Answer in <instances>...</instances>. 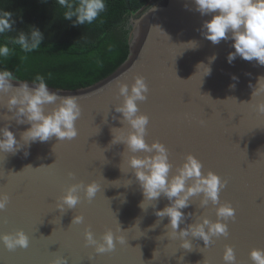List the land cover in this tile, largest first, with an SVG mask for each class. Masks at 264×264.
Masks as SVG:
<instances>
[{
  "label": "water",
  "instance_id": "95a60500",
  "mask_svg": "<svg viewBox=\"0 0 264 264\" xmlns=\"http://www.w3.org/2000/svg\"><path fill=\"white\" fill-rule=\"evenodd\" d=\"M139 11L130 17V54L113 73L86 88L48 86L61 96H77L82 109L77 137L59 141L53 136L15 153L0 152V192L10 197L0 210V234L23 229L30 239L27 248L14 251L0 241V264H52L56 258H66L67 264H225L226 245L234 248L235 264H253L251 250L264 249V113L257 110L264 102V65L239 56L229 64L233 41L213 44L204 37L202 24L211 17L196 11L193 0H152ZM190 41L197 47L185 48ZM200 63L205 65L198 69ZM136 75L149 85L148 98L138 101L139 111L149 116L145 139L166 145L169 175L192 153L205 174L212 170L227 181L220 202L236 209L235 219L225 221L228 236L213 237L207 246L202 238L190 236L193 247L184 249L181 238L167 227L169 218L155 215L170 203L166 197L146 200V210L140 207L143 190L126 164L131 153L124 143H111L112 129L130 127L115 110L123 102L118 85L131 86ZM20 83L35 86L33 81H12L14 87ZM10 95L0 93V128L9 126L23 143L22 133L31 125L5 119L12 115L6 107ZM55 106L45 105V111ZM93 180L100 188L91 201L80 189L75 208L62 212L57 207L72 184ZM201 196L190 198L182 210L180 229L204 216L217 219L218 205L201 207ZM79 214L84 221L77 224L73 219ZM109 228L124 235L125 242L96 253L86 244L85 232L91 230L102 240Z\"/></svg>",
  "mask_w": 264,
  "mask_h": 264
},
{
  "label": "clouds",
  "instance_id": "9594fccd",
  "mask_svg": "<svg viewBox=\"0 0 264 264\" xmlns=\"http://www.w3.org/2000/svg\"><path fill=\"white\" fill-rule=\"evenodd\" d=\"M193 2L196 11L202 16L211 17L202 24V34L207 40L213 44H219L221 40L233 41L232 47L235 51L228 54L229 64L239 56L246 61L256 60L264 65V0H193ZM57 3L65 9L64 19L73 21L76 25L91 24L106 9V0H57ZM15 23L12 12L0 9V36L12 32ZM43 40V32L35 25H32L28 32L20 31L15 39L0 43V62L7 59L14 51L10 44L19 45L27 53L36 49ZM185 45H187L185 48L197 47L195 41ZM215 59L216 56L213 55L210 63ZM204 65L200 63L197 67L200 69ZM210 73L211 67L207 66L205 75ZM233 79L237 78L233 77ZM12 81H15V78L11 71L0 70V93H11L6 107L12 115H5V119H15L17 123H28L31 126L22 133L23 143L17 140L9 126L0 128V152L15 153L25 144L30 145L31 142L36 141L46 142L53 136L59 141L77 137L76 121L82 113L77 96H61L50 91L45 78L40 75L36 76L35 86L31 88L28 83H20L18 87H14ZM118 88L123 102L116 105L115 110L122 113L123 123L126 122L130 127L127 131L123 130L124 127L114 128L117 130L115 132L112 129L111 143L122 142L126 145L127 152L131 153L126 158V164L131 168L143 190L144 200L140 207L146 210V200L158 201L162 195L166 197L170 203L163 209H158L155 215L161 219L169 218L167 227H170L173 237L181 238V247L184 249L191 250L193 247L190 236L202 238L206 246L213 237L228 236L229 226L225 221L229 218L235 219L236 209L230 202H220V191L227 181L222 180L220 175L212 170L205 174L202 171V162L192 153L187 154L176 174L170 176L172 164L166 145L158 140L149 144L145 139L149 116L139 111L138 101H145L148 98L149 85L146 78L143 75H136L131 86L127 82H121ZM49 104L56 106L46 112L45 105ZM257 110L264 113V102L257 105ZM139 152L145 154L137 155L136 153ZM69 175L74 176V173ZM131 183L132 181L128 180L127 184ZM99 188L100 185L95 180L86 185L82 181L74 183L60 197L57 207L62 212L75 208L81 199L80 189L84 190L86 197L91 201ZM198 195L201 196V207L209 203L218 205L215 208L217 219L213 221L204 216L180 229V224L185 220V213L182 210L189 206L190 198ZM9 200L7 192H0V210L7 207ZM83 221L82 214L75 215L73 219L77 224ZM117 231L122 232L120 225ZM85 236L86 244L94 246L96 253L113 251L117 241L121 244L125 242L124 235H116L111 228L103 234L102 240H97L91 230H87ZM0 241L9 251H14L18 247L27 248L30 243L29 236L23 229L14 233L0 234ZM250 257L253 264H264V249L253 248ZM223 259L225 264H235L236 255L231 245H226ZM52 264H67V259L56 258Z\"/></svg>",
  "mask_w": 264,
  "mask_h": 264
},
{
  "label": "trees",
  "instance_id": "16d2710c",
  "mask_svg": "<svg viewBox=\"0 0 264 264\" xmlns=\"http://www.w3.org/2000/svg\"><path fill=\"white\" fill-rule=\"evenodd\" d=\"M152 0H106V9L91 24L76 25L64 19L65 9L57 0H0V9L12 12L13 31L0 36V43L41 29L42 43L25 53L19 45H9L12 54L0 62L15 78L35 81L43 76L57 89L86 88L104 79L123 64L130 54V17Z\"/></svg>",
  "mask_w": 264,
  "mask_h": 264
},
{
  "label": "rangeland",
  "instance_id": "374dc122",
  "mask_svg": "<svg viewBox=\"0 0 264 264\" xmlns=\"http://www.w3.org/2000/svg\"><path fill=\"white\" fill-rule=\"evenodd\" d=\"M142 11H143V10H142ZM139 12H141V11H139ZM139 12H138V13H139ZM138 13H137V14H138ZM135 15H136V14H135Z\"/></svg>",
  "mask_w": 264,
  "mask_h": 264
}]
</instances>
